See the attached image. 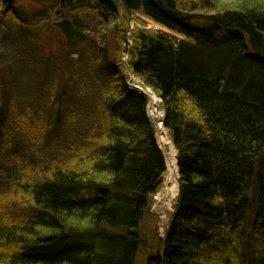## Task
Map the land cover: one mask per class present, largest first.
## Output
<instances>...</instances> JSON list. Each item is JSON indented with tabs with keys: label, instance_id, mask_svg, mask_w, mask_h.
Listing matches in <instances>:
<instances>
[{
	"label": "trees",
	"instance_id": "obj_1",
	"mask_svg": "<svg viewBox=\"0 0 264 264\" xmlns=\"http://www.w3.org/2000/svg\"><path fill=\"white\" fill-rule=\"evenodd\" d=\"M16 1L0 0L1 18ZM54 1L68 48L87 45L77 62L89 70L82 80L100 88L106 122L72 163L36 185L17 182L31 189L23 194L31 213L0 218V264L135 263L140 225L167 167L148 100L130 88L127 69L161 100L178 158L175 213L149 264H264V9ZM77 11L83 18L70 24ZM141 16L185 39L153 33ZM87 26L92 36L82 37Z\"/></svg>",
	"mask_w": 264,
	"mask_h": 264
},
{
	"label": "rangeland",
	"instance_id": "obj_2",
	"mask_svg": "<svg viewBox=\"0 0 264 264\" xmlns=\"http://www.w3.org/2000/svg\"><path fill=\"white\" fill-rule=\"evenodd\" d=\"M216 2L228 10L255 6L264 9V0ZM16 3L13 12L0 17V218L27 217L31 213L30 196L24 195L31 189L23 193L17 182L22 183V178H26L36 185L52 169L72 163L77 149L98 139L106 122L99 108L100 88L82 80V75L89 70L81 69L84 64L77 62L87 45L79 44L78 53L68 48L70 43L59 28L63 19L58 18L54 8L56 1L42 4L17 0ZM79 15L82 16L81 12H74L67 17L68 22L73 24ZM140 19L153 33L162 31L179 40L185 39L149 18L141 16ZM83 30L82 37L92 36L88 26ZM75 37L79 36L75 34ZM126 61L124 56L123 62ZM96 72L103 76L108 69ZM163 133L168 141L167 149L176 150L165 128ZM161 148L167 171L161 190L151 198L140 225L143 241L134 264H149L150 258L157 256L180 194L177 165L178 191L173 199L160 200L169 176L167 149Z\"/></svg>",
	"mask_w": 264,
	"mask_h": 264
},
{
	"label": "built area",
	"instance_id": "obj_3",
	"mask_svg": "<svg viewBox=\"0 0 264 264\" xmlns=\"http://www.w3.org/2000/svg\"><path fill=\"white\" fill-rule=\"evenodd\" d=\"M133 89L144 94L148 98V112L150 121L156 126L158 131V139L161 146L168 147V141L166 139V135L163 133L164 125L163 120L165 117L164 110L161 106V100L156 96L155 93L152 92L151 89L144 88L139 85H132ZM163 126V127H162ZM166 141V143L164 142Z\"/></svg>",
	"mask_w": 264,
	"mask_h": 264
},
{
	"label": "bare ground",
	"instance_id": "obj_4",
	"mask_svg": "<svg viewBox=\"0 0 264 264\" xmlns=\"http://www.w3.org/2000/svg\"><path fill=\"white\" fill-rule=\"evenodd\" d=\"M166 143V141H164ZM165 147V146H163ZM166 149V148H165ZM176 150H168L166 152V157L168 160V167H169V176L167 177V185H166V190L162 194L160 200L161 202H164L165 199L171 198L173 199L174 196L176 195V192L178 191L177 188V175H178V167H177V157L175 156Z\"/></svg>",
	"mask_w": 264,
	"mask_h": 264
},
{
	"label": "water",
	"instance_id": "obj_5",
	"mask_svg": "<svg viewBox=\"0 0 264 264\" xmlns=\"http://www.w3.org/2000/svg\"><path fill=\"white\" fill-rule=\"evenodd\" d=\"M177 165H178V159H177Z\"/></svg>",
	"mask_w": 264,
	"mask_h": 264
}]
</instances>
